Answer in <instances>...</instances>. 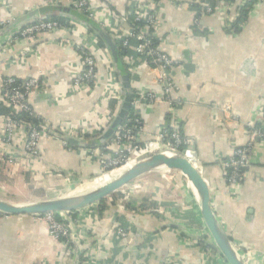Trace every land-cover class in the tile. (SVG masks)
Segmentation results:
<instances>
[{"label":"crops","instance_id":"obj_1","mask_svg":"<svg viewBox=\"0 0 264 264\" xmlns=\"http://www.w3.org/2000/svg\"><path fill=\"white\" fill-rule=\"evenodd\" d=\"M48 1L8 0L10 9H0V20L6 23L0 31V43L40 16L72 17L64 12L70 9L67 2L52 6ZM138 1L154 0H92L98 10H110L116 15L128 13ZM194 20V12L161 2L159 48L180 62L173 74L176 85L172 96L187 102L179 110L182 133L193 142L211 189L214 211L232 246L237 245L243 254H252L253 264H264V145L258 143L255 147L242 188L235 197L228 191L220 163L232 156L236 147L248 142L246 124L257 120L264 100V3L249 12L243 29L235 35L222 29L220 15L203 19L204 30L209 33L206 36L195 34ZM63 39L77 40L60 33L42 34L36 46L38 52L28 55L25 64H5L0 68L1 78L26 80L38 76L49 83L45 93L34 91L28 102L52 124L84 126L90 123L101 129L97 136L84 138L81 132L71 138L88 144L87 147L70 143L65 147L60 139L43 140V158L40 164L33 163L29 169L47 179L49 185L65 184L67 178H94L103 172L101 158L89 156L97 150L105 152L106 162L114 158L115 151L107 147L119 127L109 138L103 141L100 138L116 121L127 97L120 82L121 75H125L121 72L123 68L116 66L123 95L114 112H109L107 103L100 105L106 81L91 94L54 101L55 95L68 91L66 83L79 63L78 54L64 45ZM20 50L21 47L15 46L11 55H17ZM137 68V82L129 77L136 95L151 87L149 82L155 75L146 63ZM130 94L131 103L136 95L132 96L131 89ZM161 97L152 107L144 106L141 110L140 144L156 140L160 129L169 121V106ZM224 103L231 105L232 117H225L219 108L218 104ZM107 111L112 119L106 123L103 119ZM198 166L201 170L199 163ZM166 174L162 172L163 177ZM183 176L189 192L188 189L175 193V188L166 191L153 188L140 197L108 199L103 204L69 214L71 221L87 225L89 237H81V243L96 250L95 264H228L211 248L213 241L208 237L200 207L191 184ZM128 191L122 193L128 195L133 189ZM117 224L128 230L126 238L119 237ZM73 248L77 251V247ZM0 264H75V258L62 241L49 235L44 223L32 220L29 215L8 218L0 215Z\"/></svg>","mask_w":264,"mask_h":264},{"label":"built area","instance_id":"obj_2","mask_svg":"<svg viewBox=\"0 0 264 264\" xmlns=\"http://www.w3.org/2000/svg\"><path fill=\"white\" fill-rule=\"evenodd\" d=\"M163 1L169 2L176 9L194 12V32L203 36L209 34L203 27V19L206 16L220 15L222 29L228 34L235 35L245 25L244 13L248 12L249 14L254 8L264 3V0H241L238 2L237 0H154L146 3L138 1L130 7L128 13L120 15H116L110 10H98L94 7L92 0H49L48 3L57 6L67 2L68 8L96 21L115 42L121 45L122 49L129 50L131 42L135 41L137 43L133 47L135 52L144 56L147 59V66L155 71L154 78L149 82L151 87H148L147 91L138 93L131 102V110L134 115L131 116L130 112L127 114L125 121L117 129L112 144L107 147L108 150L115 151V156L110 162L117 166L122 160L128 158L129 154L142 151L143 146L147 148L149 144H157L158 147L161 143L168 148L167 151L176 154L180 151L182 155L193 154L202 169L193 149L192 140L184 137L182 133L183 126L179 110L187 102L172 96L176 85L173 74L180 62L161 51L159 43L156 46L154 43V41L158 42L160 28L158 12ZM3 8L10 9L8 0H0V9ZM5 27L6 23L0 20V31ZM57 33L73 36L78 40L63 39L62 43L68 45L78 54L79 63L66 83L65 88L68 91L55 95L54 101H62L72 95L91 94L99 89L102 81H106L105 91L102 94L103 102L100 105L106 106L105 103H107L109 112H114L118 108L123 93L111 52L108 47L101 45L99 38L85 23L72 17H68L66 23H61L50 17L40 16L12 33L5 42L0 43V68L5 67V64H25L28 55L38 52L36 46L42 34ZM15 46L21 47V50L17 55H11ZM6 55L9 57L6 58ZM122 60L131 76L138 73V66L134 61L128 59L127 56H124ZM18 80L7 77L1 81L0 104L8 109V113L0 116V164L6 160L12 162L15 158L24 159L29 167L33 163L40 164L43 158L41 149L43 140L60 139L63 145L68 147V139L75 138L81 132L84 138L97 136L101 132L98 125L94 126L90 123H86L84 126L57 125L44 119L30 106L28 99L34 91L45 93L50 87L49 83L38 76H30L21 82ZM159 97L169 106V121L160 129L156 140L140 144L143 127L141 110L144 106L152 107L157 101H160ZM218 106L225 117H232L229 103L218 104ZM109 112L107 111L103 122L111 121L110 114L108 116ZM24 114L26 117H23ZM35 120L39 123H35ZM246 128L248 142L243 146L236 147L232 156L220 161L226 175L228 191L233 197L237 196L242 188L245 171L251 164L255 147L258 143L264 145V100L257 120L247 123ZM104 153L96 150L91 152L89 157H99L105 164ZM94 205H98V202L88 207ZM85 208L75 212H81ZM71 213L73 212H48L29 216L34 221L44 223L52 238L62 241L69 253L73 254L75 264H95L93 254L96 250L81 243V240L88 236V227L81 222H73L68 219L67 216ZM0 215L6 218L11 216L2 211H0ZM116 226L119 237L126 238L128 230L120 224ZM81 237L83 238L81 239ZM208 237H211L209 233ZM73 246L77 247V251ZM246 254L250 253L246 252Z\"/></svg>","mask_w":264,"mask_h":264},{"label":"water","instance_id":"obj_3","mask_svg":"<svg viewBox=\"0 0 264 264\" xmlns=\"http://www.w3.org/2000/svg\"><path fill=\"white\" fill-rule=\"evenodd\" d=\"M64 12L65 14H68L74 17L75 19H78L79 21L85 23L97 35L99 40L102 41L105 45H107L116 63L117 68H123V63L120 58L119 51L117 50L116 43L110 37L107 31H105L96 21L88 18L87 16L77 11H74L72 9H65ZM120 82L123 87V90H125L126 92V103L124 102V105L116 121H114L107 133L102 138H100V141H103L114 134L115 130L124 122L131 108V85L129 75H121ZM68 142L70 144H75L79 146H89L88 144H84L74 139H68ZM177 155L178 157H161L138 165L113 184H110L100 190L94 191L86 195H78L65 199L56 197L42 202L26 205L12 204L11 202L5 201L0 198V211L8 215H33L48 212H75L77 210L93 205L97 202H100L101 200L110 196L113 192L117 191L118 189L132 182L138 177L144 175L145 173L151 172L158 167L167 165L171 169L175 168L184 171L188 179L195 185L196 188L199 189L201 196L200 216L213 241L212 243H210L211 248L218 252L228 264H243L237 256L234 247L232 246V241L230 237L225 232L214 211L211 198V189L205 176L203 175L202 169L199 170L195 166H193L185 158L184 155ZM94 178H89L87 180H92Z\"/></svg>","mask_w":264,"mask_h":264},{"label":"rangeland","instance_id":"obj_4","mask_svg":"<svg viewBox=\"0 0 264 264\" xmlns=\"http://www.w3.org/2000/svg\"><path fill=\"white\" fill-rule=\"evenodd\" d=\"M158 149L163 151L168 150V148L161 143L160 146H158ZM142 150L143 152L138 151L136 154H129V156H127L128 158L122 160L117 166H114L112 162L108 160L102 165L104 168L103 172L98 176H93L96 178L92 180H87L86 178H77V180L74 178H67L65 184L59 183L58 185H49L46 183L40 174H36L34 170L31 171V168L29 169V166H27V163L22 158H15L12 162L6 160L4 163L0 164V198L5 201L26 205L53 199L60 195L62 197H67L73 193L83 192L90 189V187L97 185L99 181L109 176L111 173L119 171V169L125 167L127 164L132 161L134 162L135 159H139V157L147 150L146 146H143ZM178 154H182V152L178 151ZM126 160L129 162L124 164ZM122 164H124L123 167L117 168ZM25 165L28 169L25 168ZM153 188H161L165 191L175 188V191L173 192L177 193L176 190H187L188 186L185 177L177 170H170L165 177H163L162 172L153 170L121 187L105 198L102 203L98 202V204H103L108 199L121 201L124 199L129 200L133 196L140 197L142 194L149 192V190ZM132 189L133 192H131ZM125 190H129L128 192L131 193L128 195L122 193ZM187 191L189 192V189Z\"/></svg>","mask_w":264,"mask_h":264},{"label":"bare ground","instance_id":"obj_5","mask_svg":"<svg viewBox=\"0 0 264 264\" xmlns=\"http://www.w3.org/2000/svg\"><path fill=\"white\" fill-rule=\"evenodd\" d=\"M147 150L145 151V153H143L139 159H135L134 162L132 161L131 163L127 164L129 161L125 162L124 164H127L125 167H123L124 164H122L121 166H119L121 169H119V171H116L114 173H111L109 176L103 178L101 181H99L97 183V185L95 186H92L90 187V189H87L83 192H77V193H73L72 195H69L67 197H62L61 195L59 196V198L61 199H65V198H70V197H74V196H78V195H86V194H89V193H92L94 191H97V190H100L110 184H113L114 182H116L118 179H120L122 176L126 175L129 171H131L134 167L138 166V165H141L143 163H146V162H149V161H152L154 159H157V158H161V157H178V155L172 151H163V150H159L158 147H157V144H149L148 147L146 148ZM140 152H143L140 151ZM185 158L193 165L195 166L197 169L200 170L199 166H198V163L195 159V157L193 156V154H187V155H184ZM154 170H157V171H160V172H168L170 170H177L178 172H180L181 174H185L188 182L191 184V188H192V191L194 193V196H195V199H196V204H197V207H200V202H201V196H200V192H199V189L195 187V185L188 179L186 173L182 170H178V169H171L169 168L167 165H164V166H161V167H158ZM12 204H16L14 202H11ZM234 250L237 254V256L239 257V259L241 260V262L243 264H253V261H254V258H253V255L252 254H243L241 252L238 251V247L234 246ZM243 260H242V259ZM245 263H244V262Z\"/></svg>","mask_w":264,"mask_h":264},{"label":"trees","instance_id":"obj_6","mask_svg":"<svg viewBox=\"0 0 264 264\" xmlns=\"http://www.w3.org/2000/svg\"><path fill=\"white\" fill-rule=\"evenodd\" d=\"M244 15H245V17H247L248 12H245ZM50 18L53 19V20H55V21H59L61 23H66L67 22V18L60 17V16H57V15L56 16L55 15L54 16H50ZM154 43H155V46H156V44L158 42L154 41ZM101 45L104 46V43L102 42ZM136 45H137V43L135 41H132L131 42V48L129 50H125V49H122L121 48V45L118 43L117 50L119 51V55H120L121 60H122V58L124 56H127L128 59H130V60H132V61L135 62L136 66L140 65L141 63H146L147 62V59H145L144 56H140V55H138L135 52V50H134L133 47L136 46ZM122 62H123V60H122ZM122 67H123V69L121 71V72H123L122 74H128L127 71H126V66H125L124 63H123V66ZM129 77L134 82H137L136 75L135 76L134 75L133 76L129 75ZM3 79H5V78H1L0 77V83H1V81ZM18 81L21 82V80H18ZM131 93H132V96L134 97L136 95L137 91L135 89L131 88ZM7 113H8V109H6L2 104H0V116L6 115ZM130 114H131V116L134 115V113H133L132 110L130 111ZM23 117H26V115L24 114ZM34 122L35 123H39V121H36V120ZM45 182L47 183V179H45ZM103 201H104V199L101 200L100 202L102 203ZM206 248H208V246H206Z\"/></svg>","mask_w":264,"mask_h":264}]
</instances>
